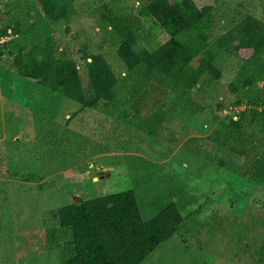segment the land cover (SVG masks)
Here are the masks:
<instances>
[{
	"label": "rangeland",
	"instance_id": "rangeland-1",
	"mask_svg": "<svg viewBox=\"0 0 264 264\" xmlns=\"http://www.w3.org/2000/svg\"><path fill=\"white\" fill-rule=\"evenodd\" d=\"M103 2L76 0L71 22L58 28L37 17L38 0L0 2V32L6 28L10 35L4 39L11 41L9 48L0 47V264H61L57 252L47 246L46 232L54 228L52 213L128 189L136 190L145 220L172 200L184 217L173 237L141 264H264V180L243 178L244 169L255 159L262 162L264 155L254 157L250 146L239 140L223 146L214 139L224 132L232 113L251 114L254 104L248 101L264 100V81L232 93L242 57L212 48L210 57L220 76L206 74L198 89H177L170 80L162 85L148 81L143 70L134 76L99 8ZM143 2L107 0L108 10L140 21L142 36L153 49L166 38L139 14ZM240 4L264 18L263 0H224L211 16L212 40L225 30L223 20L231 11L220 22L219 15ZM16 21L19 36L9 28ZM48 34L60 47L68 46L80 66L85 49L102 53L120 80L129 76L134 84L143 79V84L136 82L142 88L137 105L131 103V92L122 91L131 84L117 92L119 100L130 101L131 114L140 108L145 124L123 122L122 112L113 105L79 109L67 98L44 94L36 81L19 74L14 57L5 51L20 43L30 46ZM153 85L161 91H154ZM237 102L243 104L234 106ZM74 110L78 113L70 118Z\"/></svg>",
	"mask_w": 264,
	"mask_h": 264
},
{
	"label": "trees",
	"instance_id": "trees-1",
	"mask_svg": "<svg viewBox=\"0 0 264 264\" xmlns=\"http://www.w3.org/2000/svg\"><path fill=\"white\" fill-rule=\"evenodd\" d=\"M38 1L37 17H43L47 25L71 22L76 0ZM103 1L99 8L113 35L119 39L120 57L134 76L136 70H143L148 81L162 85L170 80L177 89H198L206 74L220 76L210 57L212 48L242 57L243 66L230 85L232 93L264 81V18L253 10L242 9L245 8L242 4L227 11L226 15H219L220 22L231 11L229 19L223 20L225 30L212 40L214 20L211 16L216 5L224 0H145L138 6L139 14L154 24L157 34L166 38L161 45L151 49L142 36L144 28L140 21L108 10L107 0ZM220 8L224 9V6L220 5ZM14 25L9 28L13 35L19 36L20 22L16 21ZM9 35L6 28L0 32V38ZM10 43L5 40L0 47L9 48ZM5 53L14 57L16 71L36 81L44 94L60 95L82 110L113 105L122 112L123 122L144 123L140 108H132L135 111L131 114L130 101L119 100L120 91L117 92L120 87L131 84V89L122 91L131 92V103L137 105L142 88L136 82L143 84V79L134 84L129 76L120 80L102 53L84 49L79 58L80 66L72 50L66 45L60 47L53 34L43 35L27 47L20 43ZM158 89L159 86H154V91ZM159 103L161 101L156 102ZM248 103L254 104L251 114L232 113L230 120L224 123V132L217 134L214 141L228 146L229 141L239 140L249 145L250 152L257 157L260 152L264 155V100ZM241 104L243 102H237L234 106ZM75 110L70 118L77 115ZM231 148L233 152H239L235 147ZM181 168L185 166L182 164ZM243 176L248 181L264 180V160L255 159L251 167L244 169ZM52 214L51 227L54 228L46 232L47 246L57 252L61 264H141L162 242L173 237L184 220L173 200L155 217L145 220L134 189L71 203Z\"/></svg>",
	"mask_w": 264,
	"mask_h": 264
},
{
	"label": "water",
	"instance_id": "water-1",
	"mask_svg": "<svg viewBox=\"0 0 264 264\" xmlns=\"http://www.w3.org/2000/svg\"><path fill=\"white\" fill-rule=\"evenodd\" d=\"M91 173H92V175L97 179L98 178V172H97V170L95 169V168H92L91 169ZM103 173H101V175H102Z\"/></svg>",
	"mask_w": 264,
	"mask_h": 264
},
{
	"label": "built area",
	"instance_id": "built-area-1",
	"mask_svg": "<svg viewBox=\"0 0 264 264\" xmlns=\"http://www.w3.org/2000/svg\"><path fill=\"white\" fill-rule=\"evenodd\" d=\"M5 37H2V38H0L1 39V41L0 42H4L6 39H4ZM7 38V37H6Z\"/></svg>",
	"mask_w": 264,
	"mask_h": 264
}]
</instances>
